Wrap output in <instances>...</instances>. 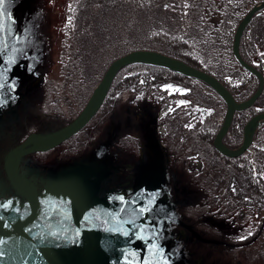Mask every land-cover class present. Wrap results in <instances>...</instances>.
I'll return each instance as SVG.
<instances>
[{
	"label": "water",
	"instance_id": "water-1",
	"mask_svg": "<svg viewBox=\"0 0 264 264\" xmlns=\"http://www.w3.org/2000/svg\"><path fill=\"white\" fill-rule=\"evenodd\" d=\"M263 7L264 0L250 6L238 21L231 42V50L238 63L257 77V86L248 98L236 101L218 78L179 58L158 50L134 49L115 57L109 63L85 104L71 121L56 129L28 132L21 141L11 146L1 158L3 169L0 167V174L3 170L6 179V182L2 181L4 184L0 182V264H206L211 257L208 256L207 261L203 257L197 241L198 236L193 232L192 237L190 235L192 231L189 233L185 226H180L182 223L177 219L176 206L182 201V195L175 183L172 185V176L163 168V160L159 168L154 170L152 167L149 172L154 182L148 187L144 200L137 204L136 198H130L135 188L133 179L136 166L124 153V158H115L114 151L118 150L116 145H113L116 150L111 148L104 151L96 150L101 153L100 158L111 161L110 170L105 175L100 173L95 175L93 180L88 182L84 179L83 184L76 185L72 190L67 188L69 184L66 183L70 179L69 175L64 173L68 166L80 159V155H69L68 158L56 160V163L52 164L55 152L41 163L44 170L40 173L37 183L20 172V162L30 153L51 148L54 150L81 129L99 109L118 69L133 62L167 67L200 79L216 90L225 101L226 111L213 143L225 155L240 154L250 144L256 125L264 119V111L255 113L245 122L242 141L238 147L228 148L221 141V137L230 124L233 112L251 105L262 89L261 72L242 58L238 44L246 23L254 12ZM63 10L65 13L66 7ZM12 24L15 27L17 25L15 21H12ZM13 39V36L0 33V49L5 48L11 55L19 53ZM8 40H11L10 43ZM4 63L5 61L2 64ZM10 63L15 70L20 67L19 59L11 60ZM32 72V67L26 71L22 70L20 78L24 75L23 79L27 80L29 87L38 89L43 81L33 83L37 76ZM5 76L6 73H0V77ZM24 97L27 96L22 94L17 103H11L12 107L16 106L17 112L22 105L26 106L36 99ZM145 107L141 103L133 104V119L141 120L149 115ZM109 129V133L112 134V125L108 127ZM140 142L143 144L141 140ZM148 149L151 151L149 146ZM138 152L139 156L135 157L140 163L153 166L157 161L154 159V153L141 154L142 150ZM89 157L94 158L93 155ZM116 160L118 163H113ZM139 169L140 174L144 175L141 167ZM91 177L89 175L88 179ZM63 184H66L67 190L61 188ZM48 193L74 206L72 212L76 214L79 213L80 207L74 205V202L91 205H101L100 199L103 203L106 202L110 217H118V222L108 223L105 227L112 239L102 238L97 241L92 233L83 234L81 229L84 224L81 221H77L80 229L71 230L66 226L68 220L60 215L70 212L59 203H55L51 208L47 202ZM144 218H147V223L144 222ZM126 250H130L131 253L127 254ZM217 260L214 259L215 262Z\"/></svg>",
	"mask_w": 264,
	"mask_h": 264
},
{
	"label": "trees",
	"instance_id": "trees-1",
	"mask_svg": "<svg viewBox=\"0 0 264 264\" xmlns=\"http://www.w3.org/2000/svg\"><path fill=\"white\" fill-rule=\"evenodd\" d=\"M222 1V6L217 8L218 10L214 9L215 2L212 0L206 2L208 14L214 13L217 15V23L214 26L216 28L211 27L202 37L199 36L195 38V40L200 39L201 41L203 40L202 42H206L207 45L204 48V45H200L199 47L208 53L206 56V64H209L211 67L213 66L217 70L200 64L198 59L192 56L193 54H176L157 47L153 50L178 57L191 65L209 73H213L231 91L234 93L239 92L242 96H246L253 91L256 77L253 73L238 64L231 52L230 45L233 31L238 21L245 13L246 7L255 2L254 0ZM167 2L168 0H70L65 10L63 22L59 28L60 39L56 60L60 78L57 89L60 92V96H64L65 94L63 93L64 91L61 90L66 83L67 86L70 87L72 93L78 92L79 97L81 96V100L84 102L100 80L109 63L115 57L134 49H146L130 47L129 50L121 51L120 46L124 42V39L129 37L131 34L130 31L134 28V25H144V11L160 4L171 7ZM183 2L184 0H177L174 7L177 8V10L181 9ZM237 2L241 4L238 5L236 4ZM227 23L231 24V28L226 37H222V25ZM145 29L146 36L152 34L154 37H157V39H161V36H165L167 42L174 50L178 49L189 52L192 48L189 41L181 40L175 36L168 37L163 32L155 33L150 27H145ZM163 42L166 41L164 40ZM195 51L198 53L199 49L196 48ZM150 67L167 70L166 67L146 62H133L118 69L108 88L105 101L112 99L118 86L117 76L119 73H123L124 70H130L126 72L123 80L136 83H148L149 74L145 69ZM155 74L158 78L162 76L163 72L159 71ZM186 76L201 84L194 83L196 84L195 87L197 92L201 94V97L208 99L210 102H215L217 104L219 116H221L224 104L220 102V98L219 100L215 99L216 95L212 87L200 79L188 75ZM97 77L98 79H96ZM54 79L56 78H45L41 83V97H36V99L33 100L34 102L30 101L37 109L46 98H44L45 91H43L44 83L50 80L54 81ZM28 104L31 105L30 103ZM3 116L5 117V115ZM39 116L40 114H38L37 110L31 111L28 109L27 112H18V120H13L8 127L3 126L0 128V160L3 154L11 146L21 141L28 132H43L55 129L51 126L60 125L64 121L62 117L59 116L56 120L51 121L50 124L52 125L49 128H42L41 125L38 126L36 122ZM85 126L82 129H84ZM259 127L260 129H258L257 133L254 135L249 148H247L241 156L235 158L233 167L230 165V168H227L226 165L229 159L225 161L222 158H217V160L214 159V155L216 156L217 152L212 149L210 142H204L202 146L208 149L209 162L212 166L216 164L220 167L224 166L223 173L225 176L223 179L226 178V181H229L232 176L237 178L238 188L236 196L240 199L243 198L241 200H244V203H253L257 206H262L264 205V125H259ZM82 129L78 132H81ZM239 139L240 134L236 133L234 143L236 144ZM195 144H199L197 143V138H192V141L190 140V145ZM66 148L69 147H65V149ZM81 150L82 148L80 147V151ZM52 151V148L39 150L24 156L23 160L20 162V172L26 177H29L34 183H37L40 173L44 170L41 163L45 161L47 155ZM74 154V152L69 151L64 153L63 156L56 154L55 158L65 159L68 158L69 155ZM181 157L182 156L177 155L172 156L169 153L167 155L165 151L163 168L171 174L172 185L175 183V186L180 191V195L186 197L182 198V201L176 206L178 218L187 229L190 228V230L198 236L197 241L200 244V252L203 257H205V260L208 256L211 257L210 260H206V264H264V236L261 237L253 233L246 236L244 235L246 238L242 239V235L223 234V232L215 226L214 228L217 229L218 232H222L221 236H218L215 232H210L204 227L198 226L199 222L197 221L199 216H195L194 211L191 212L190 210L202 207L204 204L200 206L201 202H206V199L203 201V197L198 191V189L201 190L200 186L192 185L188 179L189 174L185 169L181 168V165L178 163ZM219 173L222 172L219 171ZM206 175L209 180L214 181L217 180L218 171L211 173L206 172ZM184 186L197 191L196 195L190 197L185 196L182 192L183 189L185 190ZM212 186L215 185L213 184ZM244 194H248L249 198H244ZM220 200V203H222L220 207H222L223 205H227L229 199L226 201ZM228 236H230L229 239H227ZM214 259L218 260L215 262Z\"/></svg>",
	"mask_w": 264,
	"mask_h": 264
},
{
	"label": "rangeland",
	"instance_id": "rangeland-1",
	"mask_svg": "<svg viewBox=\"0 0 264 264\" xmlns=\"http://www.w3.org/2000/svg\"><path fill=\"white\" fill-rule=\"evenodd\" d=\"M176 1L177 0H168L167 3L171 7L160 4L144 11V25H134V28L130 31L131 34L129 37L124 39V42L120 46L121 51L129 50L130 47L146 49H154L157 47L176 54H193L192 56L196 57L200 64L215 69L213 66L211 67L209 64H206V56L208 53L199 47L200 45H204V48L207 45L206 42H202L203 40L201 41L200 39L195 40L196 37H202L211 27L216 28L214 26L217 23V15L214 13L208 14L209 12L206 7V2L210 0H184L183 9L181 8L179 10L174 7ZM212 1L215 2L214 9L222 6V0ZM69 3L70 0H0V33L1 35L13 36L14 46L19 49V53L17 52L14 55H11L9 51H5V48L0 49V73L4 72L7 74L4 78L0 77V112L2 113V115L0 113V128L3 126L8 127L13 120H18V112H27L28 109L31 111L38 110L32 103H30L31 105L28 103L26 106L22 105L21 108H18V112L16 106L12 107L13 104L17 103L22 94L28 98L29 96L32 98L41 97L42 86L38 89H31L27 80L23 79L24 75L20 78V72L22 70L26 71L29 67H32V74L35 73V76H37V78L33 80V83L38 82V80L44 81L45 79L43 78L47 77L56 78L53 82L59 81V68L56 60L60 39V37L58 38V31L65 15L62 10L65 9V7L67 8ZM236 4L240 5L241 3L237 2ZM12 21L17 23L16 27L12 24ZM145 27H150L155 33L163 32L168 37L175 36L181 40L189 41L192 48L189 52L178 49L174 50L167 42L165 36H161V39H157V37H154L152 34L146 36ZM230 28V23L222 25V37H226ZM164 40L166 42H163ZM10 41L11 40H8L7 42L10 43ZM196 48L199 49L198 53L195 51ZM258 51H260V49H258ZM17 59H19L20 67H17V70H15V67L10 61ZM3 61H5L4 64H2ZM98 77L96 79H98ZM68 91L69 90H66L65 95L71 97ZM136 94L137 90L132 89L131 85H125L118 89L111 103L94 114L88 121L87 126L72 140V142L78 143V146H80L82 150L74 154V156L80 155V159L68 166V170L64 173V175H69L68 178L70 179V181L66 183L69 184L67 187L68 190L75 189L76 185L83 184L82 181L84 179L88 182V180H93L94 176L99 173L105 175L108 170H110L112 163L109 160L105 161L102 157L100 158L101 153L98 151H104L108 148L116 150L113 148V145H116L118 150L114 151L115 158L119 159L123 157L124 153L130 160L134 161L136 166L133 179V186L135 188L130 198H136L135 204L144 200L147 195L148 187L154 182L149 172L153 168L156 170L160 167L161 161L163 160V151L159 146L158 136L152 129L155 115L152 105L146 106L141 102L142 105L146 106L145 108L147 109L145 110L149 115L143 117L141 120L137 118L133 119V104L131 99ZM71 101L72 110L70 112V119L72 120L79 113L86 101ZM61 105L63 106L62 110L67 111L65 105ZM201 108L203 112L208 111V109L204 107ZM3 115H5V117ZM126 121L127 124H125ZM110 125L113 127L112 134L109 133L110 129L108 130ZM124 134H130L133 137L139 138L137 145L139 146L140 152L142 150L141 154H155L154 159L156 158L157 161L153 166L145 165L136 160L134 147L126 142V140L120 138ZM99 144H101V147H99ZM148 146L151 148V151L148 149ZM60 150H66L65 144L56 147L47 155L45 160H48L55 152L54 156L56 154L63 156L64 153ZM92 155L94 158L89 157ZM56 160H59V158L52 159V164L56 163ZM115 162L118 163V160L113 163ZM0 167H2V160H0ZM139 167H141L142 172L145 173L144 175L140 174ZM89 175L92 176L91 179H88ZM59 177H62V175H59ZM3 180L6 182L2 170L0 182ZM66 184H63L61 188L67 190L65 187ZM182 192L187 196L186 190L183 189ZM182 198L186 197L182 196ZM47 202L50 203L49 206L51 208L55 203H59L65 210L70 212L66 215L60 213V215L68 220V225L66 226L71 230L80 229V225L77 221H81V223L84 224V227L81 229L83 234L87 235V233L90 232L97 241L102 238H108V240L112 239L110 234L105 230V227L108 223L118 222V217H110L106 209L107 203H103L101 199L99 200L101 205L74 202V205L80 207L78 214L72 212L74 206L67 204L65 200L60 197L52 196L50 193H48ZM180 223L182 222L180 221ZM180 226H184V224L182 223ZM186 230L189 233L191 232L190 229L186 228ZM190 235L193 237V232H191ZM83 243L82 239V244Z\"/></svg>",
	"mask_w": 264,
	"mask_h": 264
},
{
	"label": "flooded vegetation",
	"instance_id": "flooded-vegetation-1",
	"mask_svg": "<svg viewBox=\"0 0 264 264\" xmlns=\"http://www.w3.org/2000/svg\"><path fill=\"white\" fill-rule=\"evenodd\" d=\"M258 1L260 0H254V2ZM252 4L254 3L248 5L244 12H246ZM258 49H260V51H258ZM238 50L245 61L255 66L261 72L263 76V85L260 93L251 105L233 112L230 124L221 137V141L228 148H236L241 144L245 122L255 113L264 111V7L254 12L250 20L244 26L239 39ZM162 69L163 68L155 67L145 69L149 74L148 83H136L123 80L126 72L130 71L124 70L123 73H119L117 76V81L119 83L117 82L118 86L112 99L118 89L125 85H131L132 89L137 90V94L131 99L132 104L142 102L146 106L152 105L155 113L152 129L158 136V143L163 151V156L165 151L167 155L169 153L172 156H182L178 163L181 165V168L185 169L189 174L188 179L192 185L200 186L201 190L197 189L202 195L203 201L206 199V202H201L200 206L204 204L202 207L190 210L191 212L194 211L195 216H199L197 221L199 222L198 226L204 227L210 232H215L218 236H221L222 232L226 235L237 234L243 237L244 235L246 236L253 233L261 237L264 236V205L257 206L253 203L247 204L244 203V200H241L243 198L240 199L236 196L238 188L237 178L232 176L229 181H226V178L223 179L225 176L223 173L224 166L220 167L218 164L212 166L209 162V151L202 146L204 142H210L212 149L217 152V155H214V159L217 160V158H222L224 161L229 159L227 165H225L227 168H230V165L233 167L235 158L241 156L251 145L254 135L257 133L258 129H260L259 125H264V119L256 125L250 144L240 154L235 156L225 155L220 152L213 143L214 136L221 125L226 111V104L223 98L212 88L216 95L215 99L219 100L220 98V102L224 104L222 115L219 116L217 104L201 97V94L197 92L195 87L196 84L194 83L200 84L199 82H195L185 74L167 67V70ZM215 70L217 69L215 68ZM159 71L163 72V74L157 78L155 73ZM210 74L215 76L213 73ZM58 83L59 82L54 83L51 80L44 83V98H46L38 107L37 112L40 116L36 120L38 123L37 125H41L42 128H49L52 125L50 124L51 121L56 120L59 116H61L64 121L60 125L51 126L52 128L56 129L71 121V100H81V96L79 97L78 92L72 93L70 87H68L66 83L61 91L66 93V90H69L68 92L72 98L67 97L65 94L64 96H60V92L57 89ZM222 84L231 92L236 101H242L248 98L255 90L257 86V77L255 78L253 91L246 96H242L239 92L234 93L224 83ZM105 97L97 112L111 103L112 99L105 101ZM60 103L65 105L67 111L62 110L63 106ZM201 107L208 109V111L203 112ZM87 123L85 125H87ZM34 129L39 130L37 128ZM79 133L80 132L74 133L71 137L62 142V144H65V147H69L66 148L65 151H62L63 153L69 151L76 153L80 151L79 144L72 142ZM236 133L240 134V139L235 144ZM120 138L126 140V142L134 147L136 156L139 154V146L137 145L139 138L133 137L130 134H124ZM192 138H197V143L199 144L190 145V140L192 141ZM204 171L208 173L218 171L217 180H209ZM219 171H221L223 175L219 173ZM213 184L215 186H212ZM184 187L187 191V196L196 195L197 191L187 186ZM243 197L249 198L248 194H244ZM220 199L224 201L229 199L227 205L220 207L222 205ZM215 226L222 232H218L217 229L214 228ZM229 238L230 236L227 237V239Z\"/></svg>",
	"mask_w": 264,
	"mask_h": 264
},
{
	"label": "bare ground",
	"instance_id": "bare-ground-1",
	"mask_svg": "<svg viewBox=\"0 0 264 264\" xmlns=\"http://www.w3.org/2000/svg\"><path fill=\"white\" fill-rule=\"evenodd\" d=\"M144 222H146V223H147V218H144ZM126 251H127V252H126L127 254H128V252H129V253H131V251H130V250H129V251H128V250H126Z\"/></svg>",
	"mask_w": 264,
	"mask_h": 264
},
{
	"label": "snow or ice",
	"instance_id": "snow-or-ice-1",
	"mask_svg": "<svg viewBox=\"0 0 264 264\" xmlns=\"http://www.w3.org/2000/svg\"><path fill=\"white\" fill-rule=\"evenodd\" d=\"M243 238H246V237H242V239H243Z\"/></svg>",
	"mask_w": 264,
	"mask_h": 264
}]
</instances>
